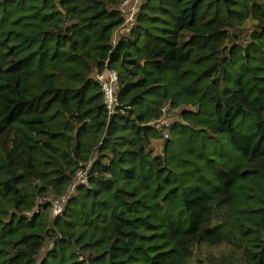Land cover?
Masks as SVG:
<instances>
[{"label": "trees", "instance_id": "trees-1", "mask_svg": "<svg viewBox=\"0 0 264 264\" xmlns=\"http://www.w3.org/2000/svg\"><path fill=\"white\" fill-rule=\"evenodd\" d=\"M123 1L0 0V264H264V0Z\"/></svg>", "mask_w": 264, "mask_h": 264}, {"label": "built area", "instance_id": "built-area-1", "mask_svg": "<svg viewBox=\"0 0 264 264\" xmlns=\"http://www.w3.org/2000/svg\"><path fill=\"white\" fill-rule=\"evenodd\" d=\"M129 4H130V0H124L119 8L120 11L123 13L124 9ZM136 15L137 14L132 16V18L129 21H127L126 28L124 27L122 29V33H125L127 30L130 31L131 27L129 25H132L134 23ZM94 78L101 86L102 92L104 93L105 105L107 107L109 114L114 115L116 113V109L118 106L117 85H118L119 77L117 72L106 68L104 72L96 74ZM175 112L176 111L170 110L169 108L166 107L162 110L163 117L160 120L156 121L155 123H152V126L154 128H156L160 132H163L164 139L166 140L169 139V130L172 128L174 122L176 121L175 120L172 122L171 119ZM88 171H89L88 168L86 170L81 169L77 173L76 180L71 186V188L68 190V193L63 197L53 201L52 203L53 218H58L61 215H63L69 204L70 199L76 194L77 188L79 186H87L89 184ZM42 203L43 201L40 199L39 204ZM35 212H38V210L37 209L34 210V212L30 213L29 216H33Z\"/></svg>", "mask_w": 264, "mask_h": 264}, {"label": "rangeland", "instance_id": "rangeland-1", "mask_svg": "<svg viewBox=\"0 0 264 264\" xmlns=\"http://www.w3.org/2000/svg\"><path fill=\"white\" fill-rule=\"evenodd\" d=\"M144 0H130V4L126 6V8L124 9L123 13L126 17V20L129 21L132 16H134L135 14L138 13L141 5L143 4ZM125 31V30H124ZM128 31V30H127ZM127 33V32H125ZM172 122L179 119L178 118V113L175 112L174 115L172 116ZM171 121V120H170ZM163 143V141L161 140V142L159 143V145ZM157 151L160 152L161 149L160 148H157Z\"/></svg>", "mask_w": 264, "mask_h": 264}]
</instances>
